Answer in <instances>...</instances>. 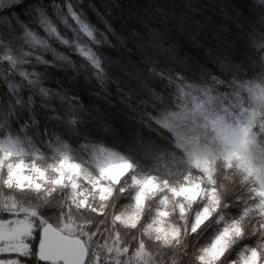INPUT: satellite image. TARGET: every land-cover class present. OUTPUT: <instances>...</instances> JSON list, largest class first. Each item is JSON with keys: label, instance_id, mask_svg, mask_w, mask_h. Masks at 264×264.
Instances as JSON below:
<instances>
[{"label": "trees", "instance_id": "obj_1", "mask_svg": "<svg viewBox=\"0 0 264 264\" xmlns=\"http://www.w3.org/2000/svg\"><path fill=\"white\" fill-rule=\"evenodd\" d=\"M122 1L0 3V149L43 168L67 157L91 178L95 177L97 164L113 154L135 167L116 184L135 171L161 175L155 167L162 161L174 170H189L203 187L215 192L217 206L213 212L223 209L218 225L224 228L236 220L239 234L235 236L241 235L245 226L259 234L264 225V61L258 60V52L264 39L250 32L252 26L246 28V57H231L235 64L222 58L220 70L211 67L194 76L183 72L180 60L171 66L157 58L170 57L180 47L175 52L166 48L167 40L154 31L149 41L156 58L148 56L151 59L140 64L151 80L143 75L135 82L139 91L132 94L116 81L118 73L111 65L116 53L129 47L117 28L122 20L112 8ZM185 1L187 7L193 6ZM231 3L234 7L237 3L246 6L242 11L246 19L253 18L248 0ZM69 5L82 21L96 26L95 39L85 36L72 20ZM41 12L58 33L49 38L48 48L41 53V60L51 63L37 60L36 50L43 45L36 44L24 31H32L29 25L42 19ZM213 20L216 25L221 22ZM61 37L67 43L61 42ZM90 51L101 61L100 68L84 55ZM67 78L73 79L69 86ZM114 110H120L129 122L128 137L122 129L116 134L107 123L96 122L95 118H100L97 114L104 117L105 112ZM158 153L164 157L158 159ZM3 175L0 170V223L7 222L8 227L26 224L29 231L22 239L24 248L0 253V259L12 258L17 264H61L41 263L35 251L42 226L51 225L84 243L85 264H192L194 244H199L191 240L186 226L202 200L179 209V199H168L167 223L178 234L162 243L150 231L138 229L133 234L135 226L102 229L91 211H80L83 206H76L66 187L17 188L5 184ZM130 179L124 181L113 199V208L129 210L128 197L133 191ZM160 201L157 195L147 198L140 214L150 221ZM136 241H140L141 248L129 254L127 248ZM204 242L202 237L199 243ZM260 243L264 245V237Z\"/></svg>", "mask_w": 264, "mask_h": 264}, {"label": "rangeland", "instance_id": "obj_2", "mask_svg": "<svg viewBox=\"0 0 264 264\" xmlns=\"http://www.w3.org/2000/svg\"><path fill=\"white\" fill-rule=\"evenodd\" d=\"M10 1L13 0H3V2ZM188 1L193 5L192 7H187L188 3L185 0H123L119 6H112L118 20H122L117 22L119 33L122 38L129 41V47H123L121 52L116 53V56L112 58L111 65L115 66L118 73L116 81H119L123 87H128L132 94H137L139 91L138 87L135 86V82L137 83V80L143 79V75H147L143 72L140 64H143V61L147 58H156L152 55L151 48L153 45L149 41L153 38L152 33L154 31L158 37L164 36L165 40H167L166 48H172L174 51L180 47L170 57L158 55L157 58L168 64L170 63L169 65L171 66L181 61L183 72L191 73L194 76H198L197 73L203 74L204 70L206 71L211 67L220 70L218 65L221 66L226 58L232 61L231 57H243L249 53L248 50H245L243 37L247 35L246 28L249 29L252 26L251 22L254 17L252 15L253 18L250 20L246 19V14L242 12L247 9L246 6L237 3L236 7H234L231 0H209V2L202 0L203 3H200V0ZM182 9H184L183 12H181ZM161 12L164 16L160 14ZM213 18H218L221 22L216 25ZM187 26H191V28L182 33L180 28ZM194 37H198V41H193ZM115 39L117 38L115 37ZM220 56L221 58H219ZM67 80V85H71L73 79L67 78ZM149 80L151 78L148 76L147 81ZM105 114L104 117L97 114L101 119L95 118L96 122L99 124L102 122L107 123L109 128L113 132L115 131L116 134H118L119 129H122V134L124 132L126 137L129 136L128 126L130 124L123 117L120 110H114L113 113L105 112ZM163 157V154L158 153V159ZM159 162V165L155 167L159 172L155 171L161 175L145 173L140 169L141 173L135 171L132 174L130 186L134 187L132 183L133 177H154V183L145 185L147 198L157 195L161 201H167L168 203V199H178L177 196L182 195L185 199L177 201V207L181 209L182 206L197 201V197L203 203L205 202V197H207V202L212 204V211L215 210L217 206L215 192L210 188L203 187L197 176L189 170H174L166 166L165 162ZM73 165L79 166L72 161L71 164H68L65 159H62L51 166L43 168L33 162L22 160L13 153L0 149V170H3L4 183L7 185L28 189H42L47 186L53 188L66 187L72 201L74 190L79 188V194L84 196V201H81L80 206H83L84 202L90 198L92 199V202L88 204L89 209H93V203L96 202L94 194L97 188H99L101 195L105 199L112 195L111 189L106 185L100 186L97 182L96 187H92V181L95 177H89L80 166L73 168ZM133 169L135 167L128 162L127 166L113 168L104 178L111 180L114 186L124 174ZM65 173L68 174L65 175ZM169 177L172 179H168ZM57 180L59 184L56 183ZM90 187L91 191L89 190ZM174 189H181V191L177 193L174 192ZM143 204L142 198L141 205L143 206ZM141 208L136 210L137 215L123 225L135 226L139 221ZM128 211H132L131 206ZM5 223H0V253L21 250V246L24 248L22 239L28 233L29 227L22 223L8 227L7 222ZM167 227L174 229V231H168L163 234L152 232L154 238L162 243L173 240L178 232L176 228L169 226L168 223ZM68 228L70 229V227ZM54 229L57 230L56 228ZM59 233L66 237H72L70 233H62L61 229ZM237 234H239V227L221 241L219 247L221 249L226 247L232 241V237ZM247 255H241V264H245ZM214 259V256L204 254L203 251L199 256L200 262L204 264H212ZM0 264L17 263L11 258L0 259Z\"/></svg>", "mask_w": 264, "mask_h": 264}, {"label": "snow or ice", "instance_id": "obj_3", "mask_svg": "<svg viewBox=\"0 0 264 264\" xmlns=\"http://www.w3.org/2000/svg\"><path fill=\"white\" fill-rule=\"evenodd\" d=\"M0 3H3V0H0ZM68 12L71 16L72 20L79 26L81 31L88 36L89 38L93 37V31L90 30V26L82 21L80 19V15H78L72 7L68 6ZM42 20L44 22H49V18L43 13H40ZM62 22L67 24V20L62 18ZM50 27L51 24H50ZM111 30V29H109ZM52 31L55 32L56 28L52 27ZM107 42V40H105ZM66 43V42H65ZM81 52L83 50L81 49ZM88 57V59L97 67L100 68L101 61L99 58L95 56L94 53H84ZM65 162L68 164H71V161L65 157ZM128 162L122 158L117 157L113 154H109L107 157L102 159L98 164L96 168L95 173V179L92 181V187H96L97 182L100 186H107L111 189L112 195L107 197L105 199L101 193L99 188H97V191L95 192L94 196L96 198V202L93 203V209H89L88 204L92 202V199L90 198L88 201H85L83 204V207H80L81 212H89L91 211L92 216L96 218L97 224H100V227L103 228H109L110 226H115L116 229H119L123 224H125L127 221L132 219L135 215H137V209H140L142 207L141 200L143 198V203H147V196L145 193V185L148 183H154L155 178L154 177H142L132 178V183L134 185L132 193L129 195L128 199L130 202V206L132 208V211H121L118 208L112 207V201L115 199L117 193L120 191L121 186L123 185L124 181L127 180L129 177L132 176L131 173H129L128 177H125L122 179L119 184H116L115 186L112 185L111 180H106L104 177L107 173H109L113 168H119L123 166H127ZM73 168H78L79 166L73 165ZM63 171V169H61ZM68 173H65L67 175ZM57 184H59V181H56ZM91 191V187L89 188ZM181 189H174V192H179ZM80 189L76 188L73 193V201L76 204V206H80L81 201H84V196H81ZM178 199L184 200L185 197L182 195L177 196ZM197 201H199V197L196 198ZM123 203V200H122ZM103 206V207H102ZM218 212V209H217ZM212 204H209L207 202V197H205V202L203 204H198L195 211L189 215L188 223L186 226L187 231L196 232L198 228L201 226V221H206V218L212 216ZM167 219H168V210H167V201H161L156 210L153 212L150 221L145 218L142 214L139 216V222L133 227L131 230L134 231L137 229L145 230L154 232L157 234H163L168 231H174V229H169L167 227ZM103 222V223H101ZM238 228V221L233 220L230 224H228L226 227H224L222 233L217 238V244H220L221 241H223L229 234L233 233L234 230ZM49 234H52L54 237H57L60 233L59 230H55L53 232V229L51 226L43 225L40 230V238L37 242V246L35 251L37 254L40 252L41 245L44 243V241L48 238ZM183 234V231H182ZM146 247V245H145ZM141 248L140 241H136L135 244L129 246L127 248V252L129 254L134 255L137 250ZM245 264H264V261L261 260V255L259 251L257 250H251L249 251L246 259Z\"/></svg>", "mask_w": 264, "mask_h": 264}, {"label": "clouds", "instance_id": "obj_4", "mask_svg": "<svg viewBox=\"0 0 264 264\" xmlns=\"http://www.w3.org/2000/svg\"><path fill=\"white\" fill-rule=\"evenodd\" d=\"M249 8L253 13L254 19L252 20V27L250 32L255 35L256 33L260 34V37L264 39V0H248ZM53 24L51 21L44 22L42 19L34 20L30 25L32 31L25 29L24 31L28 32V35L32 37V40L36 44H42L43 48H38L37 51V60H40L41 63H51V61L41 60V53L44 49L48 48L49 38L58 36V33L52 31ZM90 30L94 32L97 31L95 25L90 26ZM86 36V35H85ZM61 42L67 43L62 37L60 38ZM93 39H95L93 37ZM97 43L101 41L96 40ZM249 46H251V41H249ZM258 60L264 61V43L260 44L258 52ZM223 203V201H222ZM47 211V209H45ZM65 212L68 209L64 210ZM73 214L75 210L72 209ZM223 213V209H218V212H213L212 216L206 218V221H201V226L196 232H189V237L195 243H198L199 246L196 247L194 244V252L192 253V264H200L199 256L203 253L209 254L215 257L214 264H241L240 257L242 254H248L251 250H259L261 255V260L264 261V245H261L260 239L264 237V225L261 226V231L259 234L252 232L246 226L242 229V234L239 236H234L232 242L224 248H220L217 244V238L222 233L223 227L217 224L219 215ZM43 214V213H42ZM93 229H90V231ZM133 232V230H131ZM138 231L135 230L134 234ZM206 234V236H205ZM253 236L256 238L253 239ZM204 237L205 242L199 243L200 239Z\"/></svg>", "mask_w": 264, "mask_h": 264}, {"label": "water", "instance_id": "obj_5", "mask_svg": "<svg viewBox=\"0 0 264 264\" xmlns=\"http://www.w3.org/2000/svg\"><path fill=\"white\" fill-rule=\"evenodd\" d=\"M52 229L55 232L53 227ZM37 257L41 263L55 260L62 264H85L87 250L84 244L77 238L66 237L61 233L57 237L49 234L48 238L41 245Z\"/></svg>", "mask_w": 264, "mask_h": 264}]
</instances>
